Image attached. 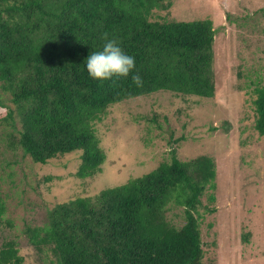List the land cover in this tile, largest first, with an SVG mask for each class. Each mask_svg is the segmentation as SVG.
I'll return each mask as SVG.
<instances>
[{
  "label": "trees",
  "instance_id": "trees-1",
  "mask_svg": "<svg viewBox=\"0 0 264 264\" xmlns=\"http://www.w3.org/2000/svg\"><path fill=\"white\" fill-rule=\"evenodd\" d=\"M164 1L0 0V81L15 105L4 120L14 128L12 144L42 164L80 150L78 175L94 177L107 154L93 122L110 105L158 91L214 97L213 20H152ZM105 37L135 57L128 77L89 76L86 58L102 50ZM256 95V128L264 136V84ZM216 179L213 157L174 155L127 183L57 204L46 225L25 231L51 264H203L198 212ZM172 203L185 209L181 227L168 219ZM5 212L0 185V221ZM0 264H27L15 239L2 243Z\"/></svg>",
  "mask_w": 264,
  "mask_h": 264
},
{
  "label": "rangeland",
  "instance_id": "rangeland-1",
  "mask_svg": "<svg viewBox=\"0 0 264 264\" xmlns=\"http://www.w3.org/2000/svg\"><path fill=\"white\" fill-rule=\"evenodd\" d=\"M264 0H165L157 21L212 19L216 29L214 97L158 91L110 105L93 126L107 158L94 177L78 175L82 151L35 162L12 144L8 113L15 105L0 81V185L6 212L0 248L20 244L27 264H51L30 242L27 226H44L48 210L136 179L170 162L200 155L217 164L215 188L199 206L203 264H264V136L256 128V89L264 84ZM214 192L215 200L210 201ZM168 219L186 222L170 204Z\"/></svg>",
  "mask_w": 264,
  "mask_h": 264
},
{
  "label": "clouds",
  "instance_id": "clouds-1",
  "mask_svg": "<svg viewBox=\"0 0 264 264\" xmlns=\"http://www.w3.org/2000/svg\"><path fill=\"white\" fill-rule=\"evenodd\" d=\"M105 39L102 50L92 52L86 58L89 76L101 82L114 76L128 77L136 67L135 57L127 54L116 40ZM132 79L137 86H141L140 76L133 75Z\"/></svg>",
  "mask_w": 264,
  "mask_h": 264
}]
</instances>
